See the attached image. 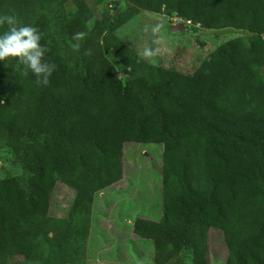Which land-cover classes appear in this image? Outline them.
Masks as SVG:
<instances>
[{
	"label": "trees",
	"instance_id": "trees-1",
	"mask_svg": "<svg viewBox=\"0 0 264 264\" xmlns=\"http://www.w3.org/2000/svg\"><path fill=\"white\" fill-rule=\"evenodd\" d=\"M12 1L56 67L43 86L0 62V144L23 171L0 178V264H29L40 236L46 264H65L88 239L95 196L122 179L126 143L162 145L161 218L132 225L153 264H208L210 228L225 264H264V0H97L90 26L85 0L72 12H52L67 0ZM141 10L238 35L191 69L151 63L116 35ZM59 182L74 191L60 218L49 214Z\"/></svg>",
	"mask_w": 264,
	"mask_h": 264
},
{
	"label": "rangeland",
	"instance_id": "rangeland-1",
	"mask_svg": "<svg viewBox=\"0 0 264 264\" xmlns=\"http://www.w3.org/2000/svg\"><path fill=\"white\" fill-rule=\"evenodd\" d=\"M88 12L86 24L90 26L101 15L103 4L97 0H85ZM76 8L72 0L54 6L57 10L72 12ZM0 11L22 18L27 10L12 0L0 4ZM170 20L161 13L141 10L123 15L116 35L126 41L139 54L144 49L153 54L143 57L151 63L168 62L191 69L221 42L237 36L238 32L210 30L190 33H171ZM195 32V33H194ZM123 177L95 196L92 206L90 234L84 243L70 247L65 264H153V243L139 238L132 231L136 218L158 221L162 215V145L159 143H126L123 149ZM22 169L11 158L8 149L0 144V178L7 175L21 176ZM74 191L63 183H57L49 214L65 217ZM50 236V234H49ZM209 263L225 264L226 250L221 231L209 229ZM37 250L29 264H46L53 260L51 244L47 237L36 239ZM188 264L189 260L185 259Z\"/></svg>",
	"mask_w": 264,
	"mask_h": 264
},
{
	"label": "clouds",
	"instance_id": "clouds-1",
	"mask_svg": "<svg viewBox=\"0 0 264 264\" xmlns=\"http://www.w3.org/2000/svg\"><path fill=\"white\" fill-rule=\"evenodd\" d=\"M0 25H7V31L0 33V62L15 59L21 75L31 73L36 84L47 86L56 66L45 60L48 49L40 43L41 33L33 26L19 24L15 15H0ZM81 36L77 33L73 39ZM152 54L148 49L141 53L145 58Z\"/></svg>",
	"mask_w": 264,
	"mask_h": 264
},
{
	"label": "water",
	"instance_id": "water-1",
	"mask_svg": "<svg viewBox=\"0 0 264 264\" xmlns=\"http://www.w3.org/2000/svg\"><path fill=\"white\" fill-rule=\"evenodd\" d=\"M169 30L172 33H180V32L188 33L190 32V25L186 21L178 20L170 25Z\"/></svg>",
	"mask_w": 264,
	"mask_h": 264
},
{
	"label": "built area",
	"instance_id": "built-area-1",
	"mask_svg": "<svg viewBox=\"0 0 264 264\" xmlns=\"http://www.w3.org/2000/svg\"><path fill=\"white\" fill-rule=\"evenodd\" d=\"M188 22V21H187Z\"/></svg>",
	"mask_w": 264,
	"mask_h": 264
}]
</instances>
